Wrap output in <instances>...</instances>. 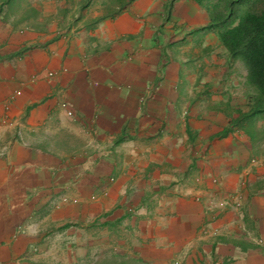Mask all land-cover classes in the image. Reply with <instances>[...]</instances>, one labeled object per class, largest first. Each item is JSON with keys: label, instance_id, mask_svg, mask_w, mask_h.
I'll use <instances>...</instances> for the list:
<instances>
[{"label": "crops", "instance_id": "obj_1", "mask_svg": "<svg viewBox=\"0 0 264 264\" xmlns=\"http://www.w3.org/2000/svg\"><path fill=\"white\" fill-rule=\"evenodd\" d=\"M213 31L191 0L133 1L90 35L116 40L102 50L77 34L0 28V264H46L21 257L46 235L40 220L45 190L57 184L50 172L63 166L59 147L75 148L94 117L124 156L108 199L140 207L132 236L99 264H264L254 244L264 240L261 118L241 119L246 71ZM238 119L257 140L231 129L217 137Z\"/></svg>", "mask_w": 264, "mask_h": 264}, {"label": "rangeland", "instance_id": "obj_2", "mask_svg": "<svg viewBox=\"0 0 264 264\" xmlns=\"http://www.w3.org/2000/svg\"><path fill=\"white\" fill-rule=\"evenodd\" d=\"M115 1L0 0V28L7 32L28 29L59 37L77 34L86 46L102 50L110 48L116 40L102 45L88 41L93 39L90 35L101 22L119 14L113 13L117 10ZM111 12L113 14L109 15ZM213 32L216 34L215 30ZM35 47H27L24 51ZM243 91L249 94L250 88L246 85V88L242 87ZM145 97L147 93L141 99L140 111L145 108ZM60 101L57 107L64 111L67 118L79 119L74 111L66 108L64 101ZM230 123L233 120H230L227 129L240 132L239 125L230 126ZM240 124H243V120ZM14 130L21 133L17 127ZM15 138L23 140L22 134L18 135L17 132ZM117 142L118 138L99 130L94 117L91 121H84L82 136L78 138L75 148L73 142L72 148L65 143L59 147L63 166L50 172L53 180L56 177L57 184L45 190L48 200L44 206V219L40 220H46L40 223L39 228L46 235L43 243L31 247L21 261L39 256L46 264H99L111 253H117L116 242L119 238L125 240L132 236V221L140 210L139 204L123 202L120 198L113 201L107 197L111 185L117 180L118 164L124 160ZM109 164L113 169H107ZM59 211L62 216L53 221L50 216ZM120 227L126 230L125 234H121ZM36 230L32 231L38 233L39 230ZM26 232L23 229V233ZM87 246L88 256L85 258L83 250Z\"/></svg>", "mask_w": 264, "mask_h": 264}, {"label": "trees", "instance_id": "obj_3", "mask_svg": "<svg viewBox=\"0 0 264 264\" xmlns=\"http://www.w3.org/2000/svg\"><path fill=\"white\" fill-rule=\"evenodd\" d=\"M131 1L116 0L117 10L113 13H119ZM191 1L205 10L208 27L216 31L231 58L244 67L251 101L248 114L242 115L241 119L252 122L260 117V133L264 134V0ZM240 121H233L230 126L239 125L253 141L257 140V131L249 130L250 126L243 127ZM229 132V128L225 129L217 137L224 138Z\"/></svg>", "mask_w": 264, "mask_h": 264}, {"label": "built area", "instance_id": "obj_4", "mask_svg": "<svg viewBox=\"0 0 264 264\" xmlns=\"http://www.w3.org/2000/svg\"><path fill=\"white\" fill-rule=\"evenodd\" d=\"M53 75H54L53 73L48 74L49 77H52ZM0 156H1V154H0ZM17 233H23V228L19 227L17 230ZM254 242L259 248L264 249V240L263 239L258 238V239H255Z\"/></svg>", "mask_w": 264, "mask_h": 264}]
</instances>
